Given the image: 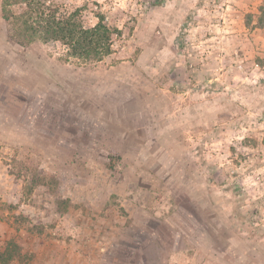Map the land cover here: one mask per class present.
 Here are the masks:
<instances>
[{
    "label": "rangeland",
    "instance_id": "rangeland-1",
    "mask_svg": "<svg viewBox=\"0 0 264 264\" xmlns=\"http://www.w3.org/2000/svg\"><path fill=\"white\" fill-rule=\"evenodd\" d=\"M2 2L7 264H264L263 0H48L119 30L96 61Z\"/></svg>",
    "mask_w": 264,
    "mask_h": 264
},
{
    "label": "trees",
    "instance_id": "trees-1",
    "mask_svg": "<svg viewBox=\"0 0 264 264\" xmlns=\"http://www.w3.org/2000/svg\"><path fill=\"white\" fill-rule=\"evenodd\" d=\"M13 5H18L19 11L14 10ZM2 12L21 43L30 44L36 40L60 42L66 47L68 57L83 61L101 60L109 55L113 36L119 31L111 27L102 14L98 16L95 25L88 27L84 24L79 9L60 12L48 0H3ZM257 24L264 27V0L259 7ZM257 61L264 66V56ZM20 251L21 247L14 242L8 244L0 252V263H9Z\"/></svg>",
    "mask_w": 264,
    "mask_h": 264
}]
</instances>
